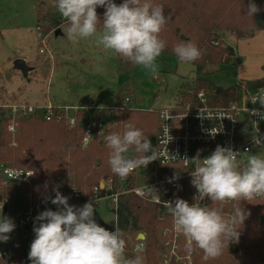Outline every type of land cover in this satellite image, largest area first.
<instances>
[{"label": "trees", "instance_id": "16d2710c", "mask_svg": "<svg viewBox=\"0 0 264 264\" xmlns=\"http://www.w3.org/2000/svg\"><path fill=\"white\" fill-rule=\"evenodd\" d=\"M121 0L120 3H122ZM162 5L164 14L170 16L167 25L162 29L160 38L166 47L161 55H170L181 62L175 55L174 47L181 43H193L202 52V57L192 62L197 78L194 86L183 91L182 102L192 99L203 92L209 105L225 106L238 99L245 91L254 92L264 87V77L251 81H238L227 89H217L207 79L201 78L207 65L230 63L232 48L222 47L219 34L229 33L236 40L250 39L257 32L264 31V0H254L261 11L254 16L247 14L248 0H150ZM44 5V2H40ZM38 9V8H37ZM36 9L37 28L42 36L69 22L64 19L53 5L47 11ZM105 9L97 12L103 17ZM98 30H103L102 25ZM212 43H216L215 46ZM117 72L129 75L137 65L116 55ZM119 96V93H118ZM8 119L0 118V168L32 170L34 179L31 188L23 191L34 196L45 192L55 196V191L65 189L69 183L78 190V200L92 199V190L102 179L112 175L108 164L110 149L105 140L106 135L123 134L127 126L139 129L149 138L155 150L158 130L157 110L145 111L127 108L115 115L105 129L96 134L86 146H82V127L68 128L63 121H45L43 119H23L17 122L15 133L8 131ZM130 157H138L134 149H130ZM1 181V180H0ZM5 192L10 195L11 187ZM208 208L217 209L221 213L235 214L238 208L250 213L243 225L236 224L239 240L230 242L221 256L216 259H205L204 253L195 247L192 264H264V198L249 201H238L233 207L228 203L207 200ZM117 225L126 240V251L130 250V239L142 233L145 236L143 264H159L162 254L167 249L163 246L161 231L170 228L172 222L166 215L159 219L158 209L149 200L141 199L133 194L121 196L117 213ZM113 227V226H112ZM29 241H22L15 246L14 256L8 260H0V264H31L28 259ZM180 254L188 251L186 240L179 241ZM136 256L131 255V258Z\"/></svg>", "mask_w": 264, "mask_h": 264}, {"label": "clouds", "instance_id": "9594fccd", "mask_svg": "<svg viewBox=\"0 0 264 264\" xmlns=\"http://www.w3.org/2000/svg\"><path fill=\"white\" fill-rule=\"evenodd\" d=\"M51 3L69 22V41L78 43L95 38L96 45L105 51L142 66L153 78L159 76L156 61L166 47L160 33L170 20L162 5H154L150 0H123L119 5L114 0H51ZM98 7L105 9L102 19L97 14ZM247 10L250 16L261 11L254 0H248ZM100 25L102 32L98 31ZM173 51L185 63L202 57L201 50L190 42L177 44ZM105 140L110 149L108 164L121 178L156 160L149 138L130 125L122 135H106ZM130 149L140 155L130 157ZM238 155L231 148L218 145L204 159H200L199 152L190 160L185 158L195 166L191 184L198 195L194 199L223 204L264 198V158L251 155L241 169ZM32 175L33 172L27 176ZM151 191L154 200L161 202L157 193ZM68 201L69 197L56 190L51 199L56 211L47 209L35 217V238L28 253L31 264H143L140 256L129 258L126 255V240L117 224L114 223V230L109 231L96 222L92 201L80 207L70 205ZM166 205L175 233L185 238L188 251L195 246L203 251L205 259L218 258L230 242L238 241L240 233L235 226L237 223L243 225L250 215L238 208L232 217L225 219L217 209L201 207L197 203L190 205L180 198ZM14 229L15 224L10 218L0 217V242L6 243ZM143 247L139 244L136 250L142 252Z\"/></svg>", "mask_w": 264, "mask_h": 264}, {"label": "built area", "instance_id": "2783aa9c", "mask_svg": "<svg viewBox=\"0 0 264 264\" xmlns=\"http://www.w3.org/2000/svg\"><path fill=\"white\" fill-rule=\"evenodd\" d=\"M121 0H114L118 5ZM104 10L98 7L97 12ZM41 34V33H40ZM44 36H40V54H46L49 60H53L52 53L47 47ZM52 62V61H51ZM52 73H50L51 75ZM46 86L45 98L38 102H16L0 105V118L8 119V131L15 133V126L23 119L39 118L45 121H63L68 128L82 127V146L103 129V122L108 114L123 111L129 106V98L125 97L118 105L112 107L94 103L86 105H60L53 103L48 95ZM168 117H170L168 119ZM158 130L156 136V160L150 162L145 168L138 167L127 177L112 173L107 179H102L92 190V199L78 200V190L73 185H68L59 191L63 196L69 197V204L77 207L92 201L98 203L107 199L110 212L113 214V222L108 225L113 229L117 224L119 198L133 194L141 199L149 200L157 206L158 217L161 220L168 215L172 222L170 228L161 231L163 246L167 249L163 252L159 264H192V255L195 251L180 254L179 241L183 237L175 233L173 219L166 203L177 198L187 201L190 205L197 203L201 207L208 208V201L194 199L198 193L192 186L191 173L194 164L184 159H191L199 152L200 159L209 156L219 145L231 148L238 152L237 159L240 168L247 165L248 157L258 155L264 158V87L254 92L245 91L238 99L229 102L225 106L209 105L203 92L197 93L192 99L182 102L174 101L172 106L157 110ZM256 141H259L257 143ZM32 170L15 169L10 167L0 168V217L10 218L15 229L9 234L10 239L0 242V260H8L14 256L15 246L22 241L32 242L35 238L33 227L35 217L47 210L56 211V206L51 203L54 198L47 184L46 191L34 196L31 192L24 193L23 188H31L34 175ZM22 173L19 177L15 176ZM24 173V174H23ZM34 173V172H33ZM27 174V175H25ZM178 177V179H174ZM11 187V194L5 192ZM154 190L161 202L153 198ZM21 195V205L14 206L13 191ZM233 207L238 201L227 202ZM225 219L233 215L221 213ZM142 233L135 235L130 240V250L126 255L144 256L145 236ZM142 244L143 251L138 252L137 245Z\"/></svg>", "mask_w": 264, "mask_h": 264}, {"label": "rangeland", "instance_id": "374dc122", "mask_svg": "<svg viewBox=\"0 0 264 264\" xmlns=\"http://www.w3.org/2000/svg\"><path fill=\"white\" fill-rule=\"evenodd\" d=\"M40 2L0 0V105L42 100L46 97L49 80L47 96L53 103L86 105L93 102L112 107L127 97L130 100L127 108L152 111L172 106L174 101L181 99L183 91L194 86L197 78L194 66L177 62L170 55L157 58L159 76L156 78L139 65L129 75L120 74L116 54L97 46L95 38L78 43L69 41V26L65 24L58 28L59 35L50 31L43 37L53 56V60H49L46 54L39 53L42 34L37 28L36 9L47 11L49 5L46 2L40 5ZM219 35L222 47L232 48L231 62L207 65L201 78L223 90L240 80L245 82L264 77V31L257 32L253 38L240 40L229 33ZM15 59H23L32 68L26 77L13 69ZM121 112L108 114L102 128L105 129ZM12 195L14 206H20L21 195L15 190ZM108 203L104 199L93 204L101 220L111 225L113 214Z\"/></svg>", "mask_w": 264, "mask_h": 264}, {"label": "water", "instance_id": "95a60500", "mask_svg": "<svg viewBox=\"0 0 264 264\" xmlns=\"http://www.w3.org/2000/svg\"><path fill=\"white\" fill-rule=\"evenodd\" d=\"M42 2H46L49 5H53L51 3V0H41ZM59 35V31L55 32V36ZM13 69L20 72L23 77H26L29 72H31L32 68L29 67L26 62L23 59H15L12 62ZM94 218L98 224H100L102 227H105L109 231H112V228L108 226L106 223H104L101 218L97 215L95 212ZM141 237L144 238V236L141 234Z\"/></svg>", "mask_w": 264, "mask_h": 264}, {"label": "crops", "instance_id": "0c3cea01", "mask_svg": "<svg viewBox=\"0 0 264 264\" xmlns=\"http://www.w3.org/2000/svg\"><path fill=\"white\" fill-rule=\"evenodd\" d=\"M240 81H243V80H240ZM245 81H248V80H245ZM91 103H93V102H91ZM19 194V193H18ZM20 195V194H19Z\"/></svg>", "mask_w": 264, "mask_h": 264}]
</instances>
